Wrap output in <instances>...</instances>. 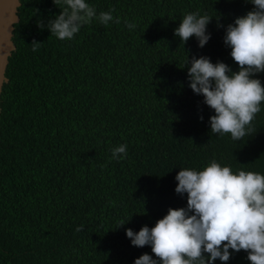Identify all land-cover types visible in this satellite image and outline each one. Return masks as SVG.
<instances>
[{"label":"trees","instance_id":"obj_1","mask_svg":"<svg viewBox=\"0 0 264 264\" xmlns=\"http://www.w3.org/2000/svg\"><path fill=\"white\" fill-rule=\"evenodd\" d=\"M18 2L0 86V264H134L145 253L156 259L150 246L133 247L125 231L152 228L169 208L186 207L187 194L175 193L180 169L200 171L215 159L234 173L264 175V104L253 134L238 142L214 135V112L190 89L185 66V55L203 56L237 72L223 37L253 5L86 0L97 13L114 9L120 23L93 20L60 41L47 29L59 5ZM197 11L213 18L210 39L203 48L195 37L181 45L174 30ZM34 40L42 43L35 52ZM252 78L264 86V73ZM122 144L127 157L112 159ZM122 220L128 222L119 227ZM227 264H249L247 253H232Z\"/></svg>","mask_w":264,"mask_h":264},{"label":"clouds","instance_id":"obj_2","mask_svg":"<svg viewBox=\"0 0 264 264\" xmlns=\"http://www.w3.org/2000/svg\"><path fill=\"white\" fill-rule=\"evenodd\" d=\"M52 2L60 6V12L48 22L47 29L60 41L72 40L82 26L93 20L104 26L120 23V18L112 15L114 9L97 13L86 0ZM245 2L253 5V10L228 25L223 37L239 68L237 72L223 62L213 64L203 56L189 61L185 55V66L190 64V89L202 96L203 104L214 112L209 117L210 132L220 137L228 134L237 142L256 131L253 121L264 104V86L252 78L264 73V0ZM212 19L198 11L187 13L174 35L181 45L195 37L198 47L203 48L210 39L207 25ZM124 23L129 30L136 27L135 23ZM37 26L42 28V22L38 20ZM41 45L34 40L32 51ZM127 154V145L111 150L114 160ZM175 181V193L187 194L186 207L169 208L152 228L125 231L133 247L150 246L156 257L145 253L134 264H214L216 260L227 264L232 253L240 251L247 253L249 264H264V175L244 170L234 173L213 159L200 171L180 169ZM126 223L120 221L119 227ZM82 230V225L76 228L77 232Z\"/></svg>","mask_w":264,"mask_h":264},{"label":"water","instance_id":"obj_3","mask_svg":"<svg viewBox=\"0 0 264 264\" xmlns=\"http://www.w3.org/2000/svg\"><path fill=\"white\" fill-rule=\"evenodd\" d=\"M18 5V0H0V86L5 81L6 58L13 49L10 37L12 25L17 21L15 12Z\"/></svg>","mask_w":264,"mask_h":264}]
</instances>
